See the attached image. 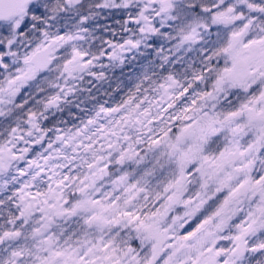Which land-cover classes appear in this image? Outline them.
<instances>
[{"label": "snow or ice", "instance_id": "snow-or-ice-1", "mask_svg": "<svg viewBox=\"0 0 264 264\" xmlns=\"http://www.w3.org/2000/svg\"><path fill=\"white\" fill-rule=\"evenodd\" d=\"M0 264H264V0H0Z\"/></svg>", "mask_w": 264, "mask_h": 264}]
</instances>
